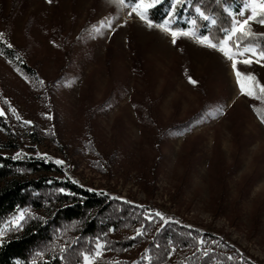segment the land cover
I'll use <instances>...</instances> for the list:
<instances>
[{"label":"rangeland","instance_id":"rangeland-1","mask_svg":"<svg viewBox=\"0 0 264 264\" xmlns=\"http://www.w3.org/2000/svg\"><path fill=\"white\" fill-rule=\"evenodd\" d=\"M128 11L112 0H0V155L53 163L35 174L159 210L160 229L182 226L206 241L172 244L168 264H189L196 250L212 254L209 264H264V122L255 110L264 101L240 94L219 51L188 38L173 45ZM107 20L113 28L97 33ZM252 28L264 33V25ZM238 67L264 83V64ZM5 100L33 124L22 125ZM49 204L8 216L0 239ZM127 234L105 228L73 264H83L97 238L108 242L102 264L115 251L107 237ZM118 247L132 264L148 254L145 241Z\"/></svg>","mask_w":264,"mask_h":264},{"label":"trees","instance_id":"trees-1","mask_svg":"<svg viewBox=\"0 0 264 264\" xmlns=\"http://www.w3.org/2000/svg\"><path fill=\"white\" fill-rule=\"evenodd\" d=\"M174 2L162 0L151 10V18L157 23L162 22ZM243 4L244 0H189L188 3L182 0L176 6V24L183 28L189 27V20L197 18L196 7H200L218 21L213 26L198 19L200 32H211L213 37L219 39L224 35L223 29L230 28L233 14L240 11ZM256 42L264 45V39ZM54 169L53 163L15 160L0 155V226L11 214L28 208L33 213L50 203L41 214H32L34 218L22 230L6 239H0V264H73L82 255V249H91L94 239L110 227L128 229L132 233L120 239L107 237L115 251H123V247H118L121 244L146 242L148 254L142 255V264H149L143 258L145 256L152 257L151 264H168L172 244L191 242L194 248L197 247L200 234L192 229L184 230L182 226H174L175 231L172 232L167 226L160 229L161 219L156 217L149 221L143 209L97 194L67 179L35 174L52 172ZM112 211L114 217L110 215ZM106 213L108 220L101 222ZM139 230L143 231V235H137ZM115 251L107 254L102 264H112L114 261L132 264L129 258L117 256ZM211 256H203L196 250L186 261L190 260L189 264H209Z\"/></svg>","mask_w":264,"mask_h":264},{"label":"snow or ice","instance_id":"snow-or-ice-1","mask_svg":"<svg viewBox=\"0 0 264 264\" xmlns=\"http://www.w3.org/2000/svg\"><path fill=\"white\" fill-rule=\"evenodd\" d=\"M47 2L52 3V0H47ZM112 2L117 4L121 9H129L127 12L128 18L135 16L142 21L147 28L159 29L161 32L168 34L171 37L173 45H175L181 38H188L201 46L219 51L227 60L231 62V67L234 71L240 94L264 101V83L260 82L255 73L243 72L238 67L241 64L249 66L253 63L264 64V45L256 42L264 39V33H257L253 31L252 28L253 23L264 25V0H244L243 8L237 14L242 19L234 16L230 28L223 29L224 35L219 39L213 37L211 32L207 34H202L200 32L198 19L207 21L213 26L218 23L214 16L206 14L200 7H196L195 11L197 13V18L189 20V27L183 28L176 24L177 18L175 16V10L176 6L182 3V0H175L167 18L160 23L155 22L151 18L150 12L158 4H160L162 0H112ZM188 2L189 0H183V3ZM114 22L115 20L101 22L100 26L95 27L94 30L97 33H100L104 28L112 29ZM127 23L128 20L125 19L124 24ZM3 37L4 34L0 33V41L3 40ZM245 41L249 42L245 43ZM4 43H6L8 48L13 47V45L8 44L6 41H4ZM17 59L19 60L20 57L17 56ZM17 71H19V69H17ZM25 79H27V77H25ZM188 79L192 84L197 83V81L192 79L191 76H189ZM44 83L45 82L43 80H39V84L41 86H43ZM4 104L9 105L11 113L18 121H21L22 125L33 124L30 120H23L18 110L15 107H11L8 100H5ZM255 110L261 122H264V110L260 108H256ZM219 111L220 114H223V109H220ZM0 117L7 118V113L4 111L2 106H0ZM47 118L51 119L52 117L51 115H48ZM44 156H46V154H44ZM15 158H20V154L18 153ZM56 163L63 165L64 161L56 160ZM61 191H63V189ZM140 207H143V205ZM145 216L149 221L154 220L156 217H159L162 220L165 218L164 214L159 210H147ZM23 219L24 213H20L18 219L14 221L17 227L20 226L19 222ZM137 235H143V231H137ZM198 243L200 245H204L206 241L201 237L198 240ZM107 249L108 242L101 241L97 238L94 252L83 254V264H96V262L103 257L104 252ZM204 254L207 255L208 252L205 250ZM40 255H42V253ZM143 258L147 259L149 264H151V256H145ZM33 264H35V262H33ZM112 264H121V262L114 261ZM135 264H139V262H135Z\"/></svg>","mask_w":264,"mask_h":264}]
</instances>
